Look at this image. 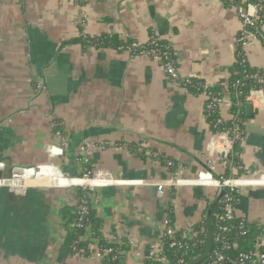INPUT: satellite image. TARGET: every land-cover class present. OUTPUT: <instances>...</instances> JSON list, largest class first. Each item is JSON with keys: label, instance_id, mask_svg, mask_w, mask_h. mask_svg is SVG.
Segmentation results:
<instances>
[{"label": "crops", "instance_id": "1", "mask_svg": "<svg viewBox=\"0 0 264 264\" xmlns=\"http://www.w3.org/2000/svg\"><path fill=\"white\" fill-rule=\"evenodd\" d=\"M242 29L237 9L223 0H0V179L7 180L0 185L10 186H0V264H107L72 254L74 233L62 213L78 204V188H65L60 173L82 177L90 169L147 183L87 192L101 221L100 240L123 244L121 264H143L135 252L145 255L158 235L146 217L168 216L183 229L209 216L215 189L158 191L173 176L165 160L183 165L187 177L205 167L217 140L206 97L172 83L156 62L75 41L146 43L156 34L177 52L184 78L227 88ZM243 52L251 68L264 71L260 38ZM245 113L246 140L235 147L233 162L264 173V89L254 118ZM54 146L64 155L53 154ZM224 172L218 165L215 176ZM237 213L252 228L263 225L264 186L244 188ZM93 237L90 228L84 241Z\"/></svg>", "mask_w": 264, "mask_h": 264}, {"label": "built area", "instance_id": "2", "mask_svg": "<svg viewBox=\"0 0 264 264\" xmlns=\"http://www.w3.org/2000/svg\"><path fill=\"white\" fill-rule=\"evenodd\" d=\"M233 6L237 9L243 24L242 32L238 38V48L243 50L251 40L259 38V34L254 31L255 27L261 23V29L264 30V6L247 3ZM84 40H87L90 46L99 47L95 39L85 36ZM118 50L160 64L169 80L180 85L186 91L192 87L199 90L206 97L205 112L208 119L218 112L220 114V117L214 121V127L218 129L216 131L217 140L215 144H211L205 154V167L200 169L195 176L187 177L183 165L168 160L167 167L175 169V172L170 179L158 185L160 194H164L167 187L215 189L216 202L211 211L214 220L210 222L207 215L200 220L191 222L186 228L180 229L168 216L158 222L150 216L146 217L147 223L158 232V235L150 243L149 250L145 255L137 251L134 256L138 260H142L143 264H264V224L258 226L255 237L250 239L249 233L253 229L249 222L237 213L241 191L247 187L264 186V183L261 184L264 181V173L251 174V172L245 171L243 166H235L233 162L235 147L246 140V130L243 127L246 126V123L239 118L238 114L232 113L233 104L229 97L225 96L220 99L212 94V86L208 84L195 86L196 80L184 78L178 69L177 52L171 44L156 34H151L146 43L125 44ZM242 57L243 64L248 63L246 55L243 54ZM253 78L260 84H264V74L262 76L254 75ZM37 89L43 90L44 86L39 84ZM262 90L263 88L252 90L247 98L248 104L254 106ZM223 109L229 111V118L223 115ZM226 125L229 127L224 128ZM89 148L90 145L84 143L82 152L87 153ZM121 149H123L122 146L119 147V150ZM51 151L56 156L64 155V150L57 146L52 147ZM137 152L145 154L142 148H139ZM151 156L158 158L159 155L153 153ZM218 165L222 166L225 171L220 177L215 176ZM236 169L243 172V175H238ZM19 171L29 172L24 169H18L17 172ZM227 171H231L229 177H226ZM60 174L64 182L67 183L65 188H78L85 192L123 184L147 185L145 181L115 180L108 175L90 169L86 170L82 177ZM3 181L7 180L0 179V182ZM78 205L77 227L81 229L84 227L83 223L87 219L89 207L92 205L89 195L81 198ZM107 242L111 247L100 246L99 241L93 237L89 246V256L102 262L110 258L109 260L112 262L120 261L121 264L124 254L118 248H121L123 244L115 238ZM135 242V240L130 241L131 247H136ZM244 246L249 249L244 250ZM74 256L86 257L80 253H76Z\"/></svg>", "mask_w": 264, "mask_h": 264}, {"label": "trees", "instance_id": "3", "mask_svg": "<svg viewBox=\"0 0 264 264\" xmlns=\"http://www.w3.org/2000/svg\"><path fill=\"white\" fill-rule=\"evenodd\" d=\"M223 1L225 2L226 5H229V6H233V5L241 6L242 3L261 4L262 6H264V0H223ZM254 31H256L259 34V38L264 42V30L261 29V23L258 25V27L254 28ZM95 41L97 42L99 47L113 45L114 47H116V49H118L119 47H122L125 45V43L120 42L115 37L113 38L112 37H100V38H96ZM75 42L81 45H85V43L88 45L87 40H77ZM241 54L243 55L245 53L243 52L241 48H238L237 64L232 70V75L228 81L227 88H225V85L223 84L224 82H221L215 88L211 87V92L212 94H214L220 99L224 98L225 96L229 97V100L233 104L232 113L238 114L239 118L242 121H245L246 119L245 109L248 105L247 98L249 97L251 91L255 89H259V88L264 89V84H260L256 79L253 78V76L254 75L262 76L264 74V71L254 70L253 68H251L249 63L243 64V57ZM201 84L203 83H200L197 81L195 86L201 85ZM225 89H227V93H225ZM189 92L196 94V95L201 94L199 90L193 87L189 89ZM219 117H220V114L218 112L217 114L211 116L208 119L213 132H216L218 130L214 127V121ZM227 127L229 126L226 125V127L224 128H227ZM243 127L245 128L246 126L244 125ZM167 161L166 160L164 161L166 167H167ZM170 170L173 171V173L175 172V169H170ZM229 176L230 174L228 173L226 177H229ZM87 195H88L87 192L82 191L81 189L77 190L78 201ZM89 208H90L89 214L87 216V219L83 223L84 227L81 229L77 227L78 219H79V215H78L79 205L77 204L74 208H65L63 210L62 216L66 220L67 226H70V228L73 230V233H74L73 244L71 247V252L73 255L76 253H80L83 256H89L90 243L84 241V237L86 235V231L88 230V228H92V230L94 231V237L99 241L100 246H103L106 248L111 247V245L107 241L100 240L99 231L102 228L101 221L97 217V213L96 211L92 209L91 205ZM208 219L210 222L214 220V216L212 215V213L209 215ZM252 229L253 230L251 231V233H249L250 239H253L256 235V229L255 228H252ZM118 249L123 253L124 249L122 248V246L121 248H118ZM248 249H249L248 247L244 246V250H248ZM109 259L110 258H107L105 263L110 262L111 264H120V261L112 262Z\"/></svg>", "mask_w": 264, "mask_h": 264}, {"label": "water", "instance_id": "4", "mask_svg": "<svg viewBox=\"0 0 264 264\" xmlns=\"http://www.w3.org/2000/svg\"><path fill=\"white\" fill-rule=\"evenodd\" d=\"M50 82V81H49ZM246 111H247V116L250 118V119H253L254 118V114H253V105L252 104H248L247 107H246ZM251 126V125H250ZM249 126V127H250ZM40 169H42V167H37L35 169H32V170H29V171H39Z\"/></svg>", "mask_w": 264, "mask_h": 264}]
</instances>
